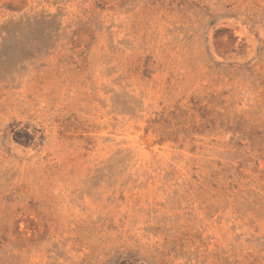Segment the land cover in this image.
<instances>
[{"label": "rangeland", "instance_id": "1", "mask_svg": "<svg viewBox=\"0 0 264 264\" xmlns=\"http://www.w3.org/2000/svg\"><path fill=\"white\" fill-rule=\"evenodd\" d=\"M0 264H264V0H0Z\"/></svg>", "mask_w": 264, "mask_h": 264}]
</instances>
